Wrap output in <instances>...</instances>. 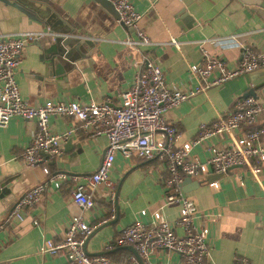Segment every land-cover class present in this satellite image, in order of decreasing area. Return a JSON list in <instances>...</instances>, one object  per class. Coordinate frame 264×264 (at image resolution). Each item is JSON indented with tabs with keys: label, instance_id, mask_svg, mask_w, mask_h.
<instances>
[{
	"label": "crops",
	"instance_id": "obj_1",
	"mask_svg": "<svg viewBox=\"0 0 264 264\" xmlns=\"http://www.w3.org/2000/svg\"><path fill=\"white\" fill-rule=\"evenodd\" d=\"M22 1L33 9L36 18L0 2V35L45 33L25 45L16 69L21 96L29 105L48 99L109 101L117 105L145 59L161 67L169 86L195 88L198 82L189 75V66L202 61L200 47L212 57L226 60L230 67L240 60L242 46L264 54V5L244 4L241 0H131L142 14L141 28L151 41L137 48L125 43L127 38L135 39V32L95 0ZM71 30L76 34L73 36L86 41L66 58L58 54V46L54 47L57 37ZM172 39L178 46L171 43ZM250 90L262 107L253 127L263 124L264 68L198 92L170 108L165 118L179 132L177 144L196 138L200 124L229 115L236 98ZM49 125L58 134L71 131L72 145L68 146V138L62 143L60 156L34 168L24 164L23 150L36 132L35 120L13 116L0 126V185H4L0 191V264H70L64 252L53 255L41 253L40 248L47 239L62 240L67 223L78 212L70 193L97 170L108 140L71 118L51 116ZM239 133L233 131L232 135ZM229 140L228 136L204 138L192 146L190 155L204 162L212 144ZM44 166L50 173L66 174L68 180L58 189L48 186L37 204L23 208L18 216H9V208L19 197L47 179ZM168 176L164 160L126 157L118 152L110 172L114 199L100 184L91 191L93 207L83 212L94 227L86 243L87 254L104 253L108 241L136 220L149 223L150 213L156 210L174 220L179 206L164 205L162 192ZM198 180L199 185L189 187L192 189L185 193L203 214L196 219L197 225L209 228V253L203 264H238L242 259L264 264V168L257 178L240 166L225 175L210 171ZM213 181L218 182V188L209 186ZM116 204L118 218L113 222ZM142 210L145 215L140 214ZM114 248L109 250L111 264H127L132 253L121 246ZM148 264H181V258L169 250H156Z\"/></svg>",
	"mask_w": 264,
	"mask_h": 264
},
{
	"label": "built area",
	"instance_id": "obj_2",
	"mask_svg": "<svg viewBox=\"0 0 264 264\" xmlns=\"http://www.w3.org/2000/svg\"><path fill=\"white\" fill-rule=\"evenodd\" d=\"M108 1L118 13L117 21L135 32V39L127 38L125 43L137 48L150 45L151 41L140 25L142 14L134 8L131 0ZM44 35V32L0 35V126H5L13 116L35 120L36 132L23 150V162L28 168L60 156L62 143L70 136L71 131L58 134L51 130V116L71 118L85 130L105 135L108 141L97 170L87 178L85 184H77L70 193L78 212L71 216L62 240H45L40 252L54 255L62 251L70 264H111L104 253L90 256L85 251L84 242L94 227L84 218L83 212L93 207L91 191L100 184L106 186L111 200L114 199L110 172L115 156L120 152L126 157L136 155L142 159L164 160L169 173L162 186L164 205L177 204L179 209L174 220L165 218L160 210L150 213L149 223L136 220L125 227L119 236L108 241L104 252L116 246L131 245L143 264L149 263L156 250L177 253L181 264H203L209 253V228L197 225L196 219L203 214H199L195 202L182 191L181 183L186 176L199 179L210 171L225 175L231 168L240 166H245L257 178L264 168V123L256 127L253 125L260 119L262 107L252 96L238 97L229 115L200 124L197 137L182 144H177L179 132L166 120L165 113L198 92L264 68V54L254 52L249 46H242L240 60L230 67L226 60L212 57L205 48L200 47L202 61L189 66V75L198 82L195 88L182 90L169 86L161 67L145 59L117 105L109 101L52 99L29 105L21 96L16 69L25 45ZM170 41L178 46L174 39ZM45 45L48 46L49 42H45ZM233 131L240 133L233 136ZM226 136L230 137L228 142L209 147L204 162L190 155L192 146L204 138L221 139ZM42 171L47 179L38 182L19 197L9 216H18L23 208L37 204L45 190L58 189L68 180L66 174L50 173L46 166ZM209 186L218 188L219 184L213 181ZM140 214L145 215L146 211L142 210ZM37 223L34 220V224ZM127 264L140 263L132 254ZM238 264L251 263L242 259Z\"/></svg>",
	"mask_w": 264,
	"mask_h": 264
},
{
	"label": "water",
	"instance_id": "obj_3",
	"mask_svg": "<svg viewBox=\"0 0 264 264\" xmlns=\"http://www.w3.org/2000/svg\"><path fill=\"white\" fill-rule=\"evenodd\" d=\"M41 1L47 2L48 0H41ZM95 1L98 2L100 5H102L103 7H105L108 10V12L115 19H118L119 16H118L117 11L115 10L113 5L108 0H95ZM0 2L16 8L19 12H21L22 14L26 15L29 18H33V19L36 18L35 14H33V9L29 6H27L22 0H0ZM241 2L244 4H256V5H260V6L264 5V3H262L261 0H241ZM73 33H74L73 30H71L70 32H68V35L57 37V39H56V45L54 48H56V46H58V48H60V50H61V52H59L58 54L63 55L66 58H69L71 55V54L68 55L67 53H73V51H78L84 45V41H86L81 37L73 36V35H76L75 33L74 34ZM253 93L254 92L252 90H250L243 97H248L249 95L253 96ZM72 142H73V139L69 138L67 140L68 146L71 147ZM199 183H200V181L198 180V178L186 176L181 183L182 191L188 192L189 190L192 189L189 187H197L199 185ZM3 187H4V185H0V191ZM14 204L12 205V207L14 206ZM12 207L9 208L10 211H11ZM115 207H116V216H115L114 220H112L113 222L116 221V219L118 218V206H117V204ZM108 223H111V221ZM87 240H88V238L84 242L85 251H86ZM121 248L127 249L128 251H130L136 257L138 262L140 264H143L142 260L140 259L139 255L137 254V252L133 246L125 245V246H121Z\"/></svg>",
	"mask_w": 264,
	"mask_h": 264
},
{
	"label": "trees",
	"instance_id": "obj_4",
	"mask_svg": "<svg viewBox=\"0 0 264 264\" xmlns=\"http://www.w3.org/2000/svg\"><path fill=\"white\" fill-rule=\"evenodd\" d=\"M113 249H115V248L113 247ZM113 249H112V250H113ZM110 250H111V249H110ZM110 252H111V251L108 250V251L104 252V254L108 257L109 254H110Z\"/></svg>",
	"mask_w": 264,
	"mask_h": 264
}]
</instances>
